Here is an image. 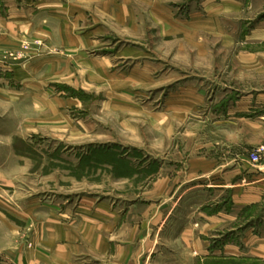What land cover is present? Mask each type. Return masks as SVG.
<instances>
[{
  "label": "crops",
  "instance_id": "crops-1",
  "mask_svg": "<svg viewBox=\"0 0 264 264\" xmlns=\"http://www.w3.org/2000/svg\"><path fill=\"white\" fill-rule=\"evenodd\" d=\"M174 2L0 0V99L78 107L97 84L117 93L124 84L115 78L138 76L170 93L175 120L206 110L200 146L182 150L170 140L137 192L61 202L0 194V264H264V159L250 160L264 144V0H192L184 17ZM124 39L162 46L152 58L142 46L116 48ZM213 41L222 53L233 50L232 82L220 81L206 101L208 91L176 61L207 62ZM132 57L140 63L129 72ZM10 177L0 172L12 185Z\"/></svg>",
  "mask_w": 264,
  "mask_h": 264
},
{
  "label": "rangeland",
  "instance_id": "rangeland-1",
  "mask_svg": "<svg viewBox=\"0 0 264 264\" xmlns=\"http://www.w3.org/2000/svg\"><path fill=\"white\" fill-rule=\"evenodd\" d=\"M191 1L174 2L178 15L184 17L188 14ZM146 42L142 45L124 39L116 48L142 46L149 54L146 55L152 56L153 50L162 46L158 43L154 46L151 40ZM210 48L212 55L207 62L176 61L179 73H193L195 76L187 80L192 79L198 87L208 91L206 101L215 99L213 92L222 85H219L220 81L232 82L229 67L232 61L228 57L233 50L222 53L215 41ZM149 61L163 64L152 59ZM126 63L131 72L140 61L132 57L126 59ZM166 64L168 67V61ZM115 79V83L124 84L122 91H101L97 84L92 88L94 92L91 91L89 98L78 107L60 108L58 104L53 110L36 107L30 98L12 99V103L0 99V172L12 178V185L7 180L0 181L2 196L20 202L55 196L61 198V202L67 197L88 193L104 196L103 193L111 190L114 193L137 192L152 181L158 159L163 155L158 157L156 152L165 144L168 146L170 140L182 150L195 151L200 146L201 132H206L203 126L205 109H194L175 120L172 109L167 108L170 96L167 90L158 89L148 80L142 84L145 79L138 76ZM50 96L62 97L57 92ZM126 104L129 105L122 107ZM159 115L170 120L159 122ZM64 118L70 123L64 126L62 123L58 128L53 122L56 119L61 122ZM212 139L216 140L215 127L209 128L210 143L215 142ZM225 264L249 263L229 259Z\"/></svg>",
  "mask_w": 264,
  "mask_h": 264
},
{
  "label": "built area",
  "instance_id": "built-area-1",
  "mask_svg": "<svg viewBox=\"0 0 264 264\" xmlns=\"http://www.w3.org/2000/svg\"><path fill=\"white\" fill-rule=\"evenodd\" d=\"M264 159V144L253 148L250 154V160L254 164H259Z\"/></svg>",
  "mask_w": 264,
  "mask_h": 264
},
{
  "label": "trees",
  "instance_id": "trees-1",
  "mask_svg": "<svg viewBox=\"0 0 264 264\" xmlns=\"http://www.w3.org/2000/svg\"><path fill=\"white\" fill-rule=\"evenodd\" d=\"M72 93H73L74 95L78 94V93H77V92H75V91H73Z\"/></svg>",
  "mask_w": 264,
  "mask_h": 264
}]
</instances>
